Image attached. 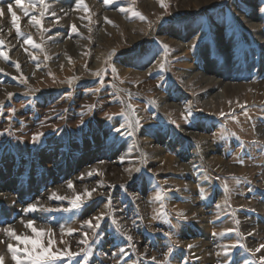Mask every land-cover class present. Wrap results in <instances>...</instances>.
I'll use <instances>...</instances> for the list:
<instances>
[{
  "label": "rangeland",
  "instance_id": "obj_1",
  "mask_svg": "<svg viewBox=\"0 0 264 264\" xmlns=\"http://www.w3.org/2000/svg\"><path fill=\"white\" fill-rule=\"evenodd\" d=\"M197 1L0 0L4 264L28 220L80 252L48 264H261L264 0Z\"/></svg>",
  "mask_w": 264,
  "mask_h": 264
},
{
  "label": "snow or ice",
  "instance_id": "obj_2",
  "mask_svg": "<svg viewBox=\"0 0 264 264\" xmlns=\"http://www.w3.org/2000/svg\"><path fill=\"white\" fill-rule=\"evenodd\" d=\"M105 2H109V0H105ZM15 3L17 6L19 7H24L23 5V0H15ZM40 3L43 4L44 0H40ZM34 6V5H33ZM163 6V5H162ZM25 10V14L27 15V8L24 9ZM7 11L11 14L12 17V23L14 25H16L17 27V31L19 32V26L16 24L18 17L16 15V13L12 10V5L9 4L7 7ZM261 11L264 12V7L261 8ZM4 15V10L3 8H0V16ZM36 23H39V21H35ZM3 42L0 41V44H2ZM25 43H32L31 38L29 37ZM163 47L167 48V45H164ZM4 52L0 51V56H4ZM6 58V57H5ZM18 67V65H17ZM163 67V66H161ZM13 94L9 93V97H11ZM14 113V109L11 110ZM83 115V114H81ZM190 115V112H189ZM109 120L112 119L111 116L108 117ZM83 119H81L80 122V126H83ZM137 123H139V121H137ZM123 126H121L120 128H116L115 131L118 133H121V128ZM2 134V133H0ZM123 134V133H121ZM42 133H36L33 135L32 137V141L33 143L37 142L39 137L42 136ZM136 172H139L140 169H135ZM88 175H91V173H89ZM129 179H131V174L129 175ZM68 188L74 190V185L72 184L71 181L68 182ZM122 187H126V186H122ZM93 191H95V189H93ZM92 193L89 192L87 189H85V192L82 194H75L74 197L72 199H70L69 203L71 205V208H63V209H55L57 211H64V212H69V211H79L84 207L85 201L86 199H90L91 198ZM103 195V194H102ZM159 198V197H157ZM50 199H57V200H63L66 199V197H61L56 195V193H53L52 196L50 197ZM111 204V196L109 194V202H108V206H110ZM53 209H46L43 206L38 207L36 203H32V204H28L27 207L24 209L25 213H29V212H35V211H52ZM105 219V214L101 213L99 216H94L92 218H90L89 220L85 221V223L88 225V227L90 229L93 230V233H95L97 230L100 229L101 227V223L103 222V220ZM93 221H95V223H93ZM34 221L32 220H28L26 222V227L30 228L32 230V232L35 234L31 239H29L28 237H21L20 235H17L16 232L11 229V228H4L2 229L9 237L15 239L18 242L21 243H25V244H31V248L26 247L24 249L25 255L27 257V261L28 264H48L49 261H56V260H60V259H64L67 258L69 262L74 261L79 255L80 252H72L69 251L67 249H65L64 251H60V252H53L51 251V246L53 241L51 239H49L48 241V246H44L41 243V236L43 235V231L42 230H38L37 228H35L34 226ZM48 234L51 235V230H48ZM164 235L168 236V233H164ZM84 239L82 241H80V243L83 244H87L88 240H87V233L84 234ZM129 241L132 240V237L129 235L126 237ZM63 243V241H61ZM192 245H189V248H191ZM260 248H264V245H261L259 248H257L255 251L259 252ZM7 250L9 253H11V259L13 261H15V264H23V262L21 261L19 255H18V249L16 247H14L11 243L7 244ZM83 251V250H81ZM121 252H123V249H120ZM227 255V252L225 253ZM155 259V258H153ZM0 264H4V257L0 256ZM261 264H264V257H261Z\"/></svg>",
  "mask_w": 264,
  "mask_h": 264
},
{
  "label": "bare ground",
  "instance_id": "obj_3",
  "mask_svg": "<svg viewBox=\"0 0 264 264\" xmlns=\"http://www.w3.org/2000/svg\"><path fill=\"white\" fill-rule=\"evenodd\" d=\"M194 1H196V3L198 2L197 0H194ZM247 23H249V22H247ZM218 42H219V40H218ZM259 93V92H258ZM78 133V132H77ZM72 138V137H71ZM38 153V152H37ZM75 188V187H74ZM8 201V200H7ZM9 207V206H8Z\"/></svg>",
  "mask_w": 264,
  "mask_h": 264
}]
</instances>
